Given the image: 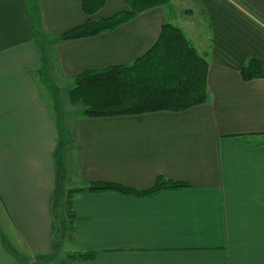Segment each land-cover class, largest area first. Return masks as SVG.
<instances>
[{
    "label": "crops",
    "instance_id": "obj_1",
    "mask_svg": "<svg viewBox=\"0 0 264 264\" xmlns=\"http://www.w3.org/2000/svg\"><path fill=\"white\" fill-rule=\"evenodd\" d=\"M127 8L107 0L87 16L81 0H0V264H25L24 252L60 264L80 254L94 256L65 264H264V78L240 75L249 58L264 65V0H169L112 31L58 40ZM166 24L207 61L206 104L54 115L43 86L134 63ZM158 177L188 186L87 191L149 190Z\"/></svg>",
    "mask_w": 264,
    "mask_h": 264
},
{
    "label": "trees",
    "instance_id": "obj_2",
    "mask_svg": "<svg viewBox=\"0 0 264 264\" xmlns=\"http://www.w3.org/2000/svg\"><path fill=\"white\" fill-rule=\"evenodd\" d=\"M106 2L107 0H81V6L87 16H93ZM168 2L169 0H127V10L110 18L88 19L84 24L62 33L58 40L72 41L112 31L144 11ZM39 36L44 37L41 34ZM208 70L207 61L184 33L178 27L166 24L162 26L156 43L134 63L89 69L75 76L70 94L71 102L82 106V114L88 118L184 112L209 101ZM240 75L245 82L264 78V65L256 57L249 58L241 67ZM187 186L158 177L149 190L138 191L114 182H94L87 191L151 196ZM65 205L71 214L70 195L66 198ZM70 217H73L72 214ZM93 256L94 254L71 255L62 264L66 261L90 260Z\"/></svg>",
    "mask_w": 264,
    "mask_h": 264
},
{
    "label": "rangeland",
    "instance_id": "obj_3",
    "mask_svg": "<svg viewBox=\"0 0 264 264\" xmlns=\"http://www.w3.org/2000/svg\"><path fill=\"white\" fill-rule=\"evenodd\" d=\"M73 85H74L73 82L72 83L64 82L62 85H59L58 88L55 84H52V83L51 84L49 83V84H46V86H43L45 96L47 97L49 101V106L53 110L54 115L58 116L62 114L63 112H65V114L66 113L68 114L70 112H75V114L79 113L80 115L81 112L83 111L82 106L74 105L71 102L70 94H71V89L73 88ZM69 195L71 194L64 192L63 198L66 200V198H68ZM67 246L68 245H65L63 248L64 250L63 256H65L66 253L68 252ZM21 256H23L22 261L25 262V264H35V263L36 264H60V262L56 260L47 261V262L43 260L37 261V259L33 258L29 252H24V254ZM65 259H66V256H65Z\"/></svg>",
    "mask_w": 264,
    "mask_h": 264
}]
</instances>
